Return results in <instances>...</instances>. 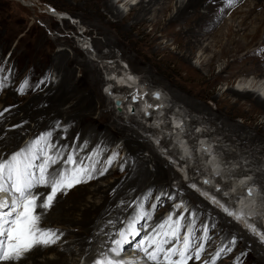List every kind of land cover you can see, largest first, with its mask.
<instances>
[{"label":"bare ground","instance_id":"obj_1","mask_svg":"<svg viewBox=\"0 0 264 264\" xmlns=\"http://www.w3.org/2000/svg\"><path fill=\"white\" fill-rule=\"evenodd\" d=\"M75 1L79 2L84 10L91 13L90 15L94 18L95 25L103 30L104 34L110 33L113 37V42L107 40L110 44L108 45L107 43L108 47H123L124 44L129 46L135 54L132 58L137 63L134 65L137 66L135 70L148 76L155 77L154 75H156L162 80H168L170 86L167 85V87L177 92L175 98L183 102L191 110L202 112L206 115L208 117L205 120L206 123L213 125L214 122L212 120L220 121L221 128H218V131L223 132L224 123L226 127H235L233 130L227 129V134L222 133L223 138L216 141L219 145L212 146L211 148L209 147V143L208 147L207 145L202 147L198 145L194 146L193 151L199 148V151L196 152L212 153L211 149L222 150L223 146H225L223 143L226 142H229L230 147L237 142L240 143V147L242 145L245 146L246 142H252L249 147L257 143V147L260 146L261 148L259 152L264 154V140L262 138L264 136V122L257 124L255 127L251 126L252 134L246 132L244 128L229 123H233L234 115L242 108L239 106L241 102H244L243 104L249 103L259 113L264 114L263 100L260 101L258 98H253L252 93L246 89L241 91L236 89L227 90L220 95L224 97L223 100L227 106L217 110L216 113L211 112L202 102L198 103L196 101L198 91L201 90L200 83L208 77L204 76L202 71H205L206 74H212L214 63L219 61L228 60L226 66L218 73L219 78L227 70L233 69L243 74L250 70L264 74V54H260L262 55L261 58L257 59V53L259 54L260 50L264 49L262 46L263 42L260 43L257 51L253 53L246 52L240 56L251 44V40L253 41L256 38H259V41L261 40L259 34L264 27V0H237L231 7L226 5L225 0H187L186 2H176L175 0V6L178 3L179 5L176 6L174 14H171L174 6V4L172 6L173 0H137L135 1V6L130 10V14L125 17H122L115 9L112 0ZM221 7L224 8L223 12L219 11ZM101 8L103 12H101ZM200 8L204 12H200ZM56 14L64 16L62 12H57ZM107 15L114 18V23L108 21ZM127 16H130V18ZM56 18L63 21L60 17L56 16ZM233 23H236V25L234 26ZM148 24H151L153 29L150 33L144 34ZM174 26L178 27V29L172 30L171 28ZM159 27H163L161 37L168 36L172 41L171 45L174 46L175 52L170 57L171 61L176 63V67L173 69H163L160 65L161 63L159 64L155 59L153 60L152 56L162 54V52L169 49L168 45L162 47V43H159L158 38L155 36V32L156 30L159 31ZM1 30L2 28H0V34ZM140 34H144V36L150 39V43L144 44V46L148 50V53L149 51L152 53V58L141 55L140 50L145 42L135 37ZM40 42L42 44L47 43L52 48L55 42L62 41L58 39L49 41L43 37ZM63 43L69 46L71 44L67 39ZM38 49L39 45H36L37 54ZM198 49L202 51L200 58H203V60L199 64L200 67L195 68L190 64V61L193 57L195 58L194 53ZM47 57H43L48 62L47 66H45L46 69H42L43 76L28 78L31 86L25 89V91L29 92L27 95L21 96L22 98L20 99L14 98V93L17 92L10 90V88H16L14 85L15 73L10 76L7 86L3 90H0V102L3 104L0 112H3L6 108L9 109L8 112L4 113L3 117H0V137H2L0 139V152L7 155L11 151L21 147V131L26 130V134L29 137L28 141H31L39 134L51 130L53 137L58 140L59 144L67 146L68 152H75L85 163L88 157H92L93 162L96 159L100 163L108 148L113 146L115 142L117 143V141H121L122 145L119 148L113 149V151L111 150L112 156L110 159L113 160L118 156V153L123 152L124 155L120 164L117 163L119 164L117 169L109 173L110 175L119 173L118 178L114 182L105 186L100 184V181L106 179V174L99 177L101 176L99 170H95L92 173L93 179L71 189L66 194L67 197L62 198L63 200L59 201L61 197H58L54 207L45 215V226L59 229L64 233L59 242V244L64 242V247L62 246L61 248L57 244L49 248L39 249L32 254L30 259L24 261V264H69L68 258L74 255L75 252L81 253L83 257V253L89 252L95 244L104 246V249L100 250L106 252L108 247L113 245V239H117L119 229L126 226L130 217L136 216L140 212L141 206L144 211L151 215V219H144L147 229V233L145 234L153 233L157 225L165 220L163 214L172 207V199L181 195L184 197V200L192 202V213L196 214L195 216L192 213L185 215L188 219L194 217L192 227L195 229L193 245L195 247L204 243L205 252L202 255L210 254L209 258L202 259L201 261L193 259L189 261V264H202L203 260L214 257L225 240L224 236L230 237V241L225 245V248L231 246L232 251L223 252L218 260L222 262L228 258L230 262L225 264H234L236 261L235 252H238L240 255L241 253H245L244 256L249 258L251 264H263L264 259L259 256L257 257L254 250L255 243L252 245L250 239L243 241V237L241 238L231 232L230 229L233 225L230 226L228 224L230 220H227V218L221 220L218 212L214 211L198 195L188 191L185 185H182L177 190L171 188L169 164L162 161L150 149L151 147L149 148L142 137L125 126H114V123L117 125L115 120L111 123L113 111L105 108L106 97L101 91H98V85L100 86L102 83L99 71L86 60L80 49L75 48L72 57H69L65 52L55 53L53 51L48 53ZM249 60H253V63L248 62L250 66H247V61ZM0 62H3V59H0ZM37 63L40 64V59H38ZM5 66L9 67V64L7 63ZM147 67L149 68L148 70H146ZM75 69L81 73L80 78L75 77ZM182 71L187 72L193 83L188 85L185 83V80L180 78L179 75ZM52 76L56 78V81H51L50 78ZM152 77L150 78L154 83L162 85L160 83L161 79L158 81ZM209 84L210 82L207 80L205 87H210ZM237 84L239 85L240 82ZM131 86L136 87V89L135 91L133 89L132 92L127 91L129 95L123 92V90H128L126 88L116 89L113 91L114 93L107 89L106 92L109 98L112 97L114 99V102L119 101V105L133 103L129 98L135 96L139 99L137 103L144 105L146 109L153 106L157 109L160 106L159 102H156L159 99L162 100L160 95L158 99L157 95H152V92L155 90L148 91L144 87ZM156 94L159 93L156 92ZM186 97L190 98L187 100ZM217 98L219 97L216 96L215 99ZM155 99L156 101H154ZM228 99L229 101L232 99L234 102L229 104ZM26 104L28 107H24ZM222 104L225 103L222 102ZM166 109L164 110L167 114L168 111ZM96 112H98V117L93 119L92 115ZM20 113H23L21 118L19 117ZM27 121L32 122L34 127L30 128L26 123ZM177 121L181 124V129L184 120L179 118ZM6 122L9 125L4 128L3 125ZM20 122H24L22 126L8 129V127L14 124L17 125ZM165 123L168 125V122ZM163 128L162 133L165 132L166 126L164 125ZM128 131L130 134H128ZM204 132L201 131V134H208V132ZM176 133L177 136H180L179 131L176 130L172 135L174 136ZM165 140L164 138L162 144ZM189 143L194 144L192 141ZM144 150H148L150 153V156L147 157L148 159L142 154ZM211 158L212 155L209 154L206 161H211ZM147 163L153 165L151 170L147 168ZM211 165L214 167V164ZM241 172H237L240 175L235 174L237 179H234L233 183L228 180L229 183H224V187L221 188L224 193L226 191L228 194L226 197L230 201L231 192H244V194H240V196L242 195L241 197L239 196L240 199L236 200V206H232L233 212L235 211L234 214L240 212L243 216L240 220L241 222H245L246 225L258 226V224L256 225L252 222V218H254L259 221L257 222L259 223V227L264 229V206L260 202H257L259 198L256 201V188L252 187L254 184L248 183V180L247 184L244 183L246 180L242 177L245 175H241ZM248 187L253 189L251 197L247 194ZM39 191L46 192L48 190L42 188ZM149 192H151L150 197L152 199L156 197L151 203L160 208L157 214H152L150 209L143 206L145 196ZM261 200L264 203V199ZM174 213L179 214L177 212ZM204 216L208 217L209 226L219 223L220 227L218 231L207 233V236L210 237L207 241L205 239L201 240L200 236L195 234L200 231V222ZM75 217L78 218L76 219ZM109 220L113 221V224H107ZM72 227H74L76 234L71 238L75 239L67 241L69 236L68 231L71 230L69 228ZM98 235H102L103 238L99 240ZM220 236L222 240H218ZM233 239L236 240L234 245L230 243ZM215 249V254L211 255V252ZM260 249L263 252V249ZM48 254H52L53 257H47ZM39 258H42L43 261H40ZM81 259H73V262H79ZM89 264H92V262Z\"/></svg>","mask_w":264,"mask_h":264},{"label":"rangeland","instance_id":"obj_2","mask_svg":"<svg viewBox=\"0 0 264 264\" xmlns=\"http://www.w3.org/2000/svg\"><path fill=\"white\" fill-rule=\"evenodd\" d=\"M135 1L137 0H112L115 9L120 13L122 17H125L126 15L130 14L131 12L130 10L132 9V7L135 6L136 3ZM179 1L186 2L187 0H176V2ZM176 2L175 0H173L172 2V6L173 4L174 6L171 10V14L172 13L174 14V12L176 11L175 8H177L176 6L179 5L178 3L175 6ZM52 11H54L55 13L62 12V14H66L69 17V20H63V21L59 20L58 18H56V16H53V14H51ZM199 11L204 12V10L201 8L199 9ZM101 12H103L102 8H101ZM90 14L91 13H89L87 10H84V8H82V5L75 0H0V28H2L0 34V59L6 61L9 64V67L15 69L14 73L16 74V77H15L14 85L16 86V88L14 87L10 88V90H14L15 92H17L14 93V98L20 99L22 98L21 96L24 97L29 93L28 91H24L23 93H20L18 91L19 87L21 86L20 83H22L25 79L27 80L28 78L31 79L33 78V76L35 77L43 76L42 69H44L48 63L47 60L43 59V57L45 56L47 57L48 53H51V51L55 53L65 52L69 57H72L74 55V49L75 48L80 49V51H82L83 55L85 56L86 60H88L99 71V75L102 83L100 84V86L98 85V91H101V93L106 97L105 108H107L109 111H113L111 123L113 120H115L117 125H115L114 123V126L116 127L125 126L128 129H131L134 132H136L138 136L142 137V139L145 140L146 143L148 144L149 148L151 147L150 149L162 161H165L169 164L171 188L173 190H177L181 188L182 185H185L188 191H191L196 195H198L201 199L207 202L208 205L212 209H214V211L218 212V215L220 216L221 220H224L226 218L227 220H230L228 224L230 226L233 225L230 229L233 234L235 233L237 234V236H240L241 238L243 237V241L250 239L252 245L255 243L254 250L256 252L257 257L259 256L260 258L264 259V243H262L257 236L253 235L247 230L246 227L247 225L245 222L242 221L245 224L241 225L240 223H238L237 220L231 218L227 213L223 211V208L226 207L230 212L232 213L235 212V211L233 212L232 205L229 204L228 201L229 199H227L226 197L228 194L226 193V191L224 193L221 188L224 187V183L227 184L229 183V181L232 182L234 179H237L235 174L238 175L239 173L237 172L242 171L241 175L242 174L245 175L242 178H245V180L247 179L248 183H253L254 185H252V187L256 188L255 189V193L257 195L256 201L259 198L257 202L258 203L260 202V204L264 206V203L261 200L264 199V154H261L259 152L261 149L260 146L257 147L258 144L255 143L256 145H252L251 147H249L252 144V142H246L245 146L242 145L240 147V143L237 142L230 147L229 142H226L223 143V145L225 146H223L222 150L211 149L210 151H212V153L196 152L199 151L198 150L199 148L196 151H193L192 149H194V146L200 145L199 142L196 143L197 139L200 138L202 140V141L200 140L202 146L207 145L208 147L210 144L209 147L211 148L212 146L219 145V143H217L216 141H219L223 138L222 133L227 134L228 133L226 132L227 129L233 130L235 127L232 128L230 126L226 127L224 123V128L222 127L223 132L218 131V128H221L220 121L212 120V122H214L213 125L206 123L205 120L208 118L206 115H204L202 112L191 110L183 102H180L178 99L175 98L177 92L176 91L174 92L173 91L174 89H170L167 87V85H169L168 80L165 79L162 80L160 77L158 78V76L156 75H154L155 77L148 76L145 73L135 70L137 66L134 65H136L137 63L135 60L134 61L132 60V58L135 55L134 52L126 44H124L123 47H110V46L108 47V45L110 44L108 43L107 40L113 42L114 41L113 37L110 35V33H108L109 35L107 33L104 34L103 30H101L98 26L95 25L94 18ZM127 17L130 18V16ZM107 18L110 23H114L113 17L107 15ZM229 23L231 22L229 21ZM235 25L236 23L234 24V26ZM162 28L163 27H159V31L156 30L155 36L156 38H158L159 40L158 42L162 43V47L168 45L169 49L162 52V54L160 53L159 55L152 57L153 60L155 59L157 63L159 64L161 63L160 65L162 66L163 69L164 68L173 69L174 67H176V63L171 61L170 57L175 52L174 46L171 45L172 41L168 36L161 37ZM152 29L153 26H151V24H148L145 28L144 34L150 33ZM171 29L177 30L178 27L174 26ZM144 34L142 35L140 34L139 36H135V35L134 36L138 39H141L142 42H145L142 45L144 48L140 47L141 55L152 58L151 57L152 53L150 51L148 53L147 52L148 50L145 49L144 46V44L150 43V39L144 36ZM259 36L261 40L259 41V38L253 39V41L251 40L250 42L251 44L248 46L246 50H244L240 54V56L244 55L246 52L253 53L257 51L258 47L260 46V43L262 42H263L262 46L264 48V27L262 28ZM43 37H45L49 41H54L58 39L62 42H55L54 46L51 48V46H49L47 43L42 44L40 42V40H42ZM65 39L71 42L70 46L68 44L63 43ZM36 45H39L38 54L36 53ZM200 53L202 54V51L200 49L196 50V52L194 53L195 58L193 57L190 61V64L195 68H199L200 67L199 64H201V61L203 60V58H200L201 56ZM261 56L262 55L257 53V59L261 58ZM38 59H40V64L37 63ZM227 61L228 60H222L217 63H214L213 72H212L213 75L206 74L205 71H202L203 75L208 77L204 79L205 81L203 80L204 83L203 82L200 83L201 90L198 89L200 91H198L196 101L198 103L202 102V104L205 105L209 110H211V112L216 113L217 110H220L221 108L227 106L226 102H224L223 100L224 97L220 96L222 93L231 89H236L239 91L246 89L252 93L253 98H258L260 101L263 100L262 102L264 103V74L254 70L253 71L250 70L246 73L244 72L243 74L233 69V70H227L226 73L222 74L221 77L219 78L218 73L226 66ZM248 62L253 63V60L247 61V66H250ZM148 69L149 68L147 67L146 70ZM119 70H124L130 76V78L136 80L144 88L148 89V91L155 90L154 92L159 93L162 100L160 99L157 101L156 99L154 100L156 102H159L160 106L158 107L159 108L163 107V109L167 108L166 110L168 111L167 114H169V116L175 118L179 117L180 119H183L184 123L181 128V131L187 132L190 135V137L188 136L185 138L182 137L181 135L177 136V133L173 136L168 128H165L166 135H163L164 133L161 132L162 128L158 124H163L165 126H167V124L165 123L166 121L164 119L158 116L161 115V112L156 111V108H154V106L151 107L153 108L151 112H147L148 113L147 116H145L141 111H139L135 105L133 106L134 108L132 107V112L130 113L127 111L130 108L128 105L124 107V105L121 104L118 106L119 109H116L113 104L114 99L112 97L109 98V95L107 94L106 90L109 88V86L110 87L114 86L113 83L111 82L108 83L107 79L110 78L111 75H113ZM75 72H74L75 77L80 78L81 73L79 72V70L75 69ZM179 76L181 79L185 80L186 84L189 85L190 83H193V80L190 79L187 72L182 71L180 72ZM150 77H152L153 79H157L158 81H160L161 79L160 83H162V85L154 83V81ZM50 79L52 82L56 81V78L54 76H52ZM207 80L210 82L209 84L210 87H205L206 86L205 82ZM239 82L240 84L238 85L237 83ZM107 83L109 85L104 86ZM127 91L129 90H123L125 94H128ZM216 96H218L220 99L219 98L215 99ZM189 98L190 97H186L187 100ZM222 102L225 104H222ZM228 102L229 104H231L234 102V100L231 99L229 101L228 99ZM243 103L244 102H241V104H239V106H241L243 109L240 108L241 110L239 109L237 114L234 115L233 123L232 122L229 123L244 128L246 132L252 134L253 132L251 131L250 127L251 126L255 127L257 124L263 123L264 114L259 113V111L253 108L249 103L246 104ZM139 105L142 108H146L144 107V105L141 104ZM2 107L3 104L0 102V110L2 109ZM24 107H28V105L26 104L24 105ZM142 108L141 110H144ZM22 115L23 113H20L19 117L21 118ZM97 117H98V112L92 115L93 119ZM23 123L24 122H20L17 125L22 126ZM26 123L29 125L30 128L34 127V124L32 122L27 121ZM7 125H9L8 122L4 123L3 125L4 128H6ZM14 125L8 127V129L17 128V127H13ZM153 126L158 128H153ZM201 131L208 132V134L204 132L207 136L205 134L202 135ZM195 132L198 133L195 134ZM128 134H130L129 131ZM21 137L22 140L20 142V146L21 145L23 146L24 143H26L29 138L28 134H26V130L21 131ZM164 138L166 140L162 144ZM262 138L264 140V136ZM191 141L194 142V144L189 143ZM114 145L108 148L105 156L102 158L103 160L101 159L100 163H98L96 159L94 162L88 159H87L88 162L86 161V164H94L95 169L99 170V172L104 171V169H107V171H104V174H106V179L99 182L104 186L114 182L119 176L118 175L119 173L115 175L109 174L114 169H117L124 155L123 152L118 153V156H116L117 158L115 157L112 160V163L109 164L108 161L112 156L113 149L119 148L122 145V142L117 141V143L115 142ZM142 154H144L146 158L150 156L148 150H144ZM209 154L212 155L211 158L212 160L211 161L209 160L207 162L206 158ZM211 164H214V167L217 169H215ZM217 165L219 166L217 167ZM147 168L151 170L153 168V165L147 163ZM208 171L216 173L217 176L212 178V183H214L215 186L221 188L219 192H223L221 194H224L225 195L224 198H226L227 200L215 194H214L215 197H212L213 199L204 198L200 196V193L195 191L194 188L192 187V185L194 184L199 191L201 190L202 192H206V194L209 196L210 194L209 187L205 186L204 184H201L200 186V181L202 180L201 176H203L204 173H208ZM102 176L103 175L99 177ZM240 194H244V192ZM59 197H61V199H59V201H61L63 200L62 198L63 197L66 198L67 195H62V196L60 195ZM150 198L151 197L144 199L143 206L147 209H150L152 214H157L160 208L158 206H156L154 209L151 207L152 204L151 202L156 197H154L153 199ZM213 200L218 201V203H216L217 205L213 202ZM152 205H154V203ZM177 205H180L182 207L178 208ZM171 206L172 207L170 209L164 212L163 218L167 219V217L170 214H174L173 219H176L177 216L175 215L176 213L174 212H177L185 216L191 214L193 209L192 202L187 201L186 199L184 200V197L182 195L173 198ZM75 218L77 219L78 217ZM252 220H253L252 222L256 225L258 224L257 222H259L254 218H252ZM144 222L145 220L139 222V225L143 226V231L141 232L139 237H144L146 235L145 233H147V229ZM193 222H194V217H191L190 219H188V221L185 222L186 228L182 230L181 237H183V235L186 234L188 227L191 228L193 227ZM200 226H201L200 231L196 232L195 234L196 235L198 234L201 240L204 239L205 237V232H204L205 228H207V233H211L212 231H218V229L220 228L219 223L218 224L215 223L213 226H209V219L206 216L202 218L200 222ZM69 229L71 230L68 231L69 236L67 238V241H72L75 238H71V237H74V234H76V232L74 231V227ZM153 234L154 233L150 232L146 236ZM139 237H137L136 240L141 239ZM102 238H103L102 235H98L99 240H101ZM117 239H119V236H117ZM129 239L131 240L132 238L129 237ZM224 239L225 240L221 248L225 247V245L230 241L229 236H224ZM136 240H133L132 242L133 245L135 244ZM218 240H222V237L221 236L218 237ZM132 244L126 246V251L128 250L127 252L131 253L132 251H134ZM64 245H65L64 242L60 244L58 243V246L61 248L62 246L64 247ZM113 246L114 245H111L110 247ZM92 248L93 249L90 248L91 250L89 252L83 253L84 254L83 257L81 253L75 252L74 255L68 258V263L69 264L91 263L95 258L99 256L100 252H102L100 249H104V246L102 247L95 244L93 245ZM260 248L263 249V252L261 251ZM194 250L195 247H193V253ZM215 252L216 249L213 252H211V255L213 253L215 254ZM47 257L52 258L53 255L48 254ZM209 257L210 254L202 255V259ZM235 257L236 258L240 257L242 264H251L247 256H241L238 252H235ZM73 259H77V260L81 259V260L79 262L78 261L73 262ZM39 260L43 261L42 258H39ZM229 262L230 259L228 258L224 259L222 262L218 259L216 260V264H225Z\"/></svg>","mask_w":264,"mask_h":264},{"label":"snow or ice","instance_id":"obj_3","mask_svg":"<svg viewBox=\"0 0 264 264\" xmlns=\"http://www.w3.org/2000/svg\"><path fill=\"white\" fill-rule=\"evenodd\" d=\"M236 2L237 0H225L228 7ZM219 11L223 12L224 8L221 7ZM259 54H264V49ZM6 64V61L0 62V90L7 86L10 76L15 72V69L6 67ZM30 86L25 79L18 91L23 93ZM156 95L158 99L159 94ZM8 111L9 109H4L0 112V117ZM88 160H92V157H88ZM108 163L111 164L112 160ZM95 170L94 164H86L75 152H68L67 146L59 144L51 130L39 134L10 154L0 152V264H24L39 249L57 245L64 233L45 226L46 213L54 207L60 195H66L74 187L93 179L92 173ZM104 171L99 174L103 175ZM244 183H247V179ZM192 187L195 188V185ZM42 188L48 191H39ZM247 194L249 197L253 195L251 187L247 188ZM150 196L151 192L146 194L145 199ZM213 202L218 203L215 200ZM151 207L154 209L156 205ZM223 211L237 221L243 218L226 207ZM173 215L170 214L159 223L153 230V235L136 240L143 231L139 222L151 219L150 213L141 206L140 212L130 217L126 226L119 229V239L112 241L114 246L106 252H100L92 264H189L193 259L201 261L205 252L204 243L195 246L193 255L195 229L188 227L186 234L181 237L188 217L175 214L177 218L173 219ZM192 215L196 214L193 212ZM107 224H113V221L109 220ZM246 227L264 243V229L251 224ZM204 232V239L207 241L210 239L207 228ZM133 240H136L134 251L129 253L126 246L132 244ZM230 243L234 245L236 240L233 239ZM225 251H232L231 246L220 248L214 257L203 260L202 264H216V260ZM244 255L245 253H241V256ZM234 264H242L241 258L237 257Z\"/></svg>","mask_w":264,"mask_h":264},{"label":"water","instance_id":"obj_4","mask_svg":"<svg viewBox=\"0 0 264 264\" xmlns=\"http://www.w3.org/2000/svg\"><path fill=\"white\" fill-rule=\"evenodd\" d=\"M116 105L118 104V102L115 103Z\"/></svg>","mask_w":264,"mask_h":264}]
</instances>
